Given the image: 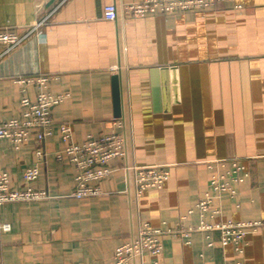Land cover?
Here are the masks:
<instances>
[{
  "label": "crops",
  "instance_id": "1",
  "mask_svg": "<svg viewBox=\"0 0 264 264\" xmlns=\"http://www.w3.org/2000/svg\"><path fill=\"white\" fill-rule=\"evenodd\" d=\"M139 1L0 0V32L22 34L47 18L18 48L2 54L0 45V123L21 117L22 97L34 100L44 76V91L66 95L51 115L71 127L74 142L110 133L126 142L103 194L73 198L76 170L66 157L55 160L65 146L55 126L32 184L49 196L0 206V226L9 224L0 230V264H115V249L143 223L163 231L160 264H264V223L238 253L218 230L200 229L196 208L210 194L219 212L207 223L264 222V0L137 18L122 11ZM108 4L115 21L103 17ZM36 148L34 135L18 149L1 142L0 172L12 187L23 188ZM234 164L243 180H229L233 195L216 196L211 178ZM148 165H168L170 177L137 197L126 167ZM133 264L152 259L145 253Z\"/></svg>",
  "mask_w": 264,
  "mask_h": 264
},
{
  "label": "built area",
  "instance_id": "2",
  "mask_svg": "<svg viewBox=\"0 0 264 264\" xmlns=\"http://www.w3.org/2000/svg\"><path fill=\"white\" fill-rule=\"evenodd\" d=\"M234 0H141L136 3L123 4L122 11L130 17L137 18L154 13L171 14L172 12H188L211 8L215 3ZM103 17L109 21L117 19V8L112 4L105 5ZM47 18L35 22L22 34H15L9 31L0 32V45L4 46L2 54L18 48L22 42L35 34L42 28ZM48 78L39 76L34 84L38 87L34 100L24 95L21 99L23 113L20 118H14L0 123V144L7 140L15 149L22 146L31 135H34L37 148L34 152V162L23 171V188L11 186L8 173L0 172V206L6 203H23L25 201H40L49 195L45 190H35L32 184L38 179L39 165L44 159L42 148L45 138L53 135L55 126L58 127L59 135L65 146L56 152L55 160L63 162L64 157L76 170L75 187L71 196L82 199L103 194L100 183L108 178L111 173L110 162L113 158H123L126 154V142L124 137L117 133L106 134L105 136L94 137L89 135L81 143L72 140V130L67 124L55 125L52 120V109L55 105L64 100L66 95L51 94L46 88ZM21 83L27 85L31 81L21 79ZM121 125V122H116ZM168 165H148L126 167L133 171L136 196L140 197L143 190L153 188L159 190L169 179ZM233 170L226 172V175H214L209 183L211 190L216 196L221 194L233 195L235 191L230 184L231 181L241 182L243 177L238 176L241 167L234 164ZM232 172V173H231ZM214 196L208 194L196 204L200 217V229L218 230L220 240L224 245L232 244L238 253H243L245 235L248 231H254L262 226L264 222H231L209 224L205 220L210 212L216 214L218 209L210 210ZM136 238L126 241L118 246L114 252L115 264H133L136 260L142 262L147 253L152 264H160L158 258L163 250L160 241L161 229H152L147 224L140 225ZM1 231L9 230V224L0 226Z\"/></svg>",
  "mask_w": 264,
  "mask_h": 264
},
{
  "label": "water",
  "instance_id": "3",
  "mask_svg": "<svg viewBox=\"0 0 264 264\" xmlns=\"http://www.w3.org/2000/svg\"><path fill=\"white\" fill-rule=\"evenodd\" d=\"M155 72H156V69L155 70H153V73L155 74ZM118 83H119V78H118V76H114V78H113V86H114V91H115V101L117 102V100H118V91H116L117 90V87H118ZM154 90H155V98L158 96V90H157V87H156V83L154 82ZM116 113H118V111L116 112ZM118 115V114H117Z\"/></svg>",
  "mask_w": 264,
  "mask_h": 264
}]
</instances>
